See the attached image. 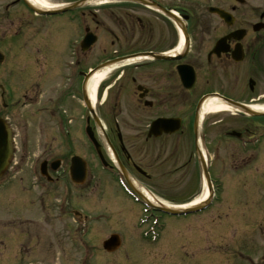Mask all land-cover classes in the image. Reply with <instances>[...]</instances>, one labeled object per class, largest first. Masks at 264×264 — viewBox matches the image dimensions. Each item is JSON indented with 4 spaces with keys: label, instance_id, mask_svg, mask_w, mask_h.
Instances as JSON below:
<instances>
[{
    "label": "flooded vegetation",
    "instance_id": "af4514ba",
    "mask_svg": "<svg viewBox=\"0 0 264 264\" xmlns=\"http://www.w3.org/2000/svg\"><path fill=\"white\" fill-rule=\"evenodd\" d=\"M43 1L0 0V118L16 136L13 110L27 103L31 137H45L42 155L30 165L13 156L0 177V264H41L25 262L21 252L24 242L39 241L37 226L66 228L69 215L75 230L84 225L68 187L93 184L92 171L132 188L147 185L167 175L157 170L198 162V139L210 176L214 162L222 185L229 170L240 175L226 195L240 206L232 217L237 241L225 242L224 259L264 264V0ZM25 49L17 71L26 79L8 90V62ZM102 71L92 96L88 83ZM28 85L25 102L17 90ZM211 100L237 110L206 112ZM187 146L191 156L182 164ZM79 167L83 183L70 174Z\"/></svg>",
    "mask_w": 264,
    "mask_h": 264
},
{
    "label": "rangeland",
    "instance_id": "374dc122",
    "mask_svg": "<svg viewBox=\"0 0 264 264\" xmlns=\"http://www.w3.org/2000/svg\"><path fill=\"white\" fill-rule=\"evenodd\" d=\"M8 48L11 50L12 44ZM26 54H28L27 49L21 54L22 57L18 59L11 57L13 61L8 62V67L12 69L5 80L8 90H10L9 85L13 90V87L17 88L19 85V79H26L25 72L17 71V67L20 70L24 68V65L20 66L19 63L24 64L22 58L26 59ZM12 64L15 68H12ZM28 88L29 85L17 90L20 96L23 93L27 95L25 102L29 101ZM20 101H23L22 98ZM9 102L10 100L6 98V103ZM29 111L27 103L17 107L13 110L14 118L11 121V127L16 135L13 137L14 162L26 165L35 161L33 155H38V151L41 154L45 144L44 136L31 137L33 122ZM78 150L81 151V148L79 147ZM190 150L192 149L189 146L184 148L181 154L182 164L191 156ZM190 162L183 167V170L182 168L173 170L175 175L171 169L157 170L167 175L160 178L155 174L153 181L148 183L147 187L145 182L141 184L172 207L187 204L201 195L203 185L200 171L197 169L198 162L194 159ZM212 167L215 171L213 176L217 179V185H214V188L219 190L217 200L200 213L184 216L161 214L160 222L164 227L158 230L159 235L154 240L144 235L151 226L146 227V223L139 225V219L144 215L141 205L123 192V188H120L115 177L111 176L114 179H110L101 170L92 171L90 178L93 177V184L89 182L78 189L68 187L70 204L71 201L75 202L76 208H81L88 215L87 221L79 230L74 229L76 223L70 215L68 223H64L66 228L53 229L37 226L35 231L39 241L35 243L32 239L31 246L25 242L21 244L25 262L78 264L82 263L85 257V264H130L131 259L133 264H138L134 263L137 258H141L144 261L143 264L147 261L148 264H235L231 260L226 261L221 250L225 252V242L237 241V226L234 222L235 218L232 217L236 216L240 203L236 201L235 196L226 198V195L229 192H236V182L240 175L236 169L229 170L230 182L222 185L224 176L218 168L219 162H214ZM94 178L99 181L98 185L94 184ZM228 184L235 185L229 189ZM228 214L229 225L226 222ZM60 230L63 232H57ZM111 234L120 236V247L113 252H107L103 249L102 242ZM144 246L148 247L147 256L143 251ZM235 252L236 249L230 246L229 256L235 258Z\"/></svg>",
    "mask_w": 264,
    "mask_h": 264
},
{
    "label": "water",
    "instance_id": "95a60500",
    "mask_svg": "<svg viewBox=\"0 0 264 264\" xmlns=\"http://www.w3.org/2000/svg\"><path fill=\"white\" fill-rule=\"evenodd\" d=\"M12 155V147H11V132L6 123L0 118V173L6 168L9 159ZM204 174L206 177V181L208 183V188L211 190V186L209 184L208 174L204 168ZM211 201V197H209L206 201L190 206V207H181V208H168L161 205V210L167 214L171 215H183L192 213L195 211H199L205 208ZM118 244V237L113 235L107 241L103 243V246L111 250Z\"/></svg>",
    "mask_w": 264,
    "mask_h": 264
},
{
    "label": "bare ground",
    "instance_id": "6f19581e",
    "mask_svg": "<svg viewBox=\"0 0 264 264\" xmlns=\"http://www.w3.org/2000/svg\"><path fill=\"white\" fill-rule=\"evenodd\" d=\"M32 2H34L36 5H41V6H45V1L43 0H31ZM103 71L100 73H95V75H93V77L90 79L89 83H88V91L89 93H91V95L93 96L94 92L96 91V87L98 85V83L102 80L103 78ZM204 110L206 112H209L210 109H215L214 111H219L220 109H226L229 108V106H226L222 103H218V102H214V101H209L204 105ZM136 188L138 189V187L136 186ZM139 192H141L145 198L147 197V199H149L148 201H151L152 203L156 202L155 197L144 187L139 188L138 189ZM207 188L204 186L201 195H199L197 198L193 199L191 202H189L188 204H181L179 206L183 207V206H191L194 205L195 203H198L201 200H205L207 197ZM166 206L172 207V205L166 204Z\"/></svg>",
    "mask_w": 264,
    "mask_h": 264
}]
</instances>
